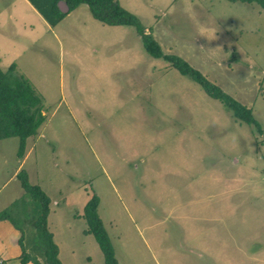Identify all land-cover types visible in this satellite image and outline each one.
Listing matches in <instances>:
<instances>
[{
  "label": "rangeland",
  "instance_id": "1",
  "mask_svg": "<svg viewBox=\"0 0 264 264\" xmlns=\"http://www.w3.org/2000/svg\"><path fill=\"white\" fill-rule=\"evenodd\" d=\"M119 2L165 52L251 107L264 130L259 5ZM40 17L0 0V66L16 63L46 116L22 158L18 137L0 140V210L27 195L23 170L51 199L62 264H105L84 232L93 192L119 264H264V136L151 56L134 26L104 24L86 4L54 27ZM203 28L215 38L199 36Z\"/></svg>",
  "mask_w": 264,
  "mask_h": 264
},
{
  "label": "trees",
  "instance_id": "2",
  "mask_svg": "<svg viewBox=\"0 0 264 264\" xmlns=\"http://www.w3.org/2000/svg\"><path fill=\"white\" fill-rule=\"evenodd\" d=\"M45 21L56 26L69 12L80 6L88 5L93 17L108 25H132L142 40L145 50L155 58H161L200 84L204 91L232 110L233 115L253 126L264 136V130L254 116L251 107L241 103L225 92L219 85L210 81L200 70L193 67L183 57L167 53L161 44L141 24L139 18L125 9L119 0H64L69 6L68 12H62L58 6L60 0H29ZM259 5L264 13V0H229ZM44 103L30 81L16 71V63L4 69L0 66V140L16 136L20 139L18 156L25 155L26 141L37 134L45 121ZM17 176L27 195L17 203L0 210V221L8 220L18 231V256L22 264H62L59 247L54 241L53 232L48 227L51 199L38 184L28 180L27 173L21 170ZM99 195L93 192L84 206L83 217L87 222L85 233L93 234L105 257V264H119L115 256L111 238L101 219L98 207ZM27 206L29 210L25 208ZM31 243V244H30ZM30 244V245H29ZM1 260L0 264H5Z\"/></svg>",
  "mask_w": 264,
  "mask_h": 264
},
{
  "label": "crops",
  "instance_id": "3",
  "mask_svg": "<svg viewBox=\"0 0 264 264\" xmlns=\"http://www.w3.org/2000/svg\"><path fill=\"white\" fill-rule=\"evenodd\" d=\"M22 2L24 5L31 7L32 12L37 14V16H41L29 0H22ZM18 237V231L10 223L0 221V262L1 260H5V264H22L18 258L21 253V249L18 245ZM26 264L34 263L27 262Z\"/></svg>",
  "mask_w": 264,
  "mask_h": 264
},
{
  "label": "clouds",
  "instance_id": "4",
  "mask_svg": "<svg viewBox=\"0 0 264 264\" xmlns=\"http://www.w3.org/2000/svg\"><path fill=\"white\" fill-rule=\"evenodd\" d=\"M216 32L215 28H203L199 30V36H206L208 39L215 38Z\"/></svg>",
  "mask_w": 264,
  "mask_h": 264
},
{
  "label": "water",
  "instance_id": "5",
  "mask_svg": "<svg viewBox=\"0 0 264 264\" xmlns=\"http://www.w3.org/2000/svg\"><path fill=\"white\" fill-rule=\"evenodd\" d=\"M58 6H59V8H60V10L62 11V12H68L69 11V6H68V4H67V2L66 1H64V0H60L59 2H58Z\"/></svg>",
  "mask_w": 264,
  "mask_h": 264
}]
</instances>
